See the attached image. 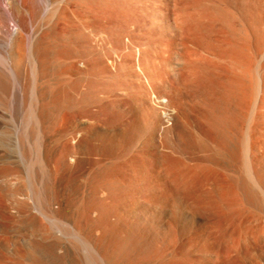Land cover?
Wrapping results in <instances>:
<instances>
[{
	"label": "bare ground",
	"instance_id": "bare-ground-1",
	"mask_svg": "<svg viewBox=\"0 0 264 264\" xmlns=\"http://www.w3.org/2000/svg\"><path fill=\"white\" fill-rule=\"evenodd\" d=\"M205 1L207 40L204 0H0V264H185L216 246L196 216L205 186L234 200L240 157L253 182L264 34Z\"/></svg>",
	"mask_w": 264,
	"mask_h": 264
},
{
	"label": "rangeland",
	"instance_id": "rangeland-1",
	"mask_svg": "<svg viewBox=\"0 0 264 264\" xmlns=\"http://www.w3.org/2000/svg\"><path fill=\"white\" fill-rule=\"evenodd\" d=\"M155 1L136 0L132 8L138 14L142 12L140 10L142 6L149 9L152 6L153 11H156V8H159L160 5ZM224 3L236 17L246 18L249 21L252 37L259 27L263 28L262 33L264 34V0H224ZM206 4L207 1L204 0L203 5H197L199 8L203 7L201 10L196 7L200 11L199 15L203 10L202 15L204 17L203 20L202 18L200 20V22H203L199 25L201 27L204 22L206 25L204 24L201 29L209 27L208 15H206L205 10ZM218 22L219 24L221 22V25L223 24L221 19V21L216 22V26H218ZM221 25L218 27H224V25ZM223 27L221 30L224 29ZM220 28L218 29L220 30ZM202 32L203 36H200V38L207 40L209 31L204 29ZM200 38L198 41L202 43H200L202 46L203 41L207 43ZM260 48L259 50H255L254 46L252 48L251 54L253 55L250 58L253 62L249 58V65L252 63L253 67L250 66L253 69L256 65L264 66V46L262 45ZM219 61L218 63L221 66ZM223 64H225V61H223ZM220 66L219 70L222 69L223 71L224 66ZM258 124L254 137L250 135L247 140L251 148L246 152V158L251 169V176L253 175V182L247 177L243 160L240 157L233 166L236 180L231 192L234 200L231 201L230 205L226 199L224 201L220 200L218 193L212 190L213 187L205 186L204 189L209 190L207 191L209 194H213L216 202H205L203 207L198 210L199 214L196 216V220L201 228H205L203 230L205 234L214 237L216 246L204 250L197 249L198 247L195 245L188 246L186 249L188 259L185 264H264V203L261 200L262 193H264V118L258 121ZM236 135L238 143L240 136ZM252 141L254 142V148H252ZM257 141H259L258 147L256 146ZM186 161L191 163V160ZM219 175L222 183H224L225 178L222 174ZM257 176L261 181L258 180ZM250 191L254 193L253 196L249 194Z\"/></svg>",
	"mask_w": 264,
	"mask_h": 264
}]
</instances>
